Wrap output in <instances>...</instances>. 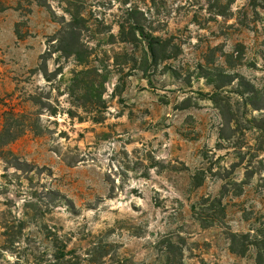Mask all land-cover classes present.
Returning a JSON list of instances; mask_svg holds the SVG:
<instances>
[{"label":"rangeland","instance_id":"374dc122","mask_svg":"<svg viewBox=\"0 0 264 264\" xmlns=\"http://www.w3.org/2000/svg\"><path fill=\"white\" fill-rule=\"evenodd\" d=\"M6 112L0 264H255L264 0H0Z\"/></svg>","mask_w":264,"mask_h":264},{"label":"trees","instance_id":"16d2710c","mask_svg":"<svg viewBox=\"0 0 264 264\" xmlns=\"http://www.w3.org/2000/svg\"><path fill=\"white\" fill-rule=\"evenodd\" d=\"M69 34H72L71 32H68ZM155 42L150 40L149 41V49L153 57L157 58V54H155L156 49L154 48ZM61 51V49H59ZM162 57H170L169 55H164ZM10 115L18 120L21 118V121H18L15 125H13L9 130L8 129H2L0 131V136L6 137L5 142H3V145L6 143H9L15 139H17L24 131L26 127V118L27 116L25 114H12L11 112H6V116ZM5 116V117H6ZM5 120V119H4ZM217 204L220 206V202H217ZM230 239V249L234 253L238 254H244L249 247H253L256 250L255 253V264H264V228L263 229H257L253 231V234L250 233L247 234H231L229 237ZM73 252L68 251L65 249L64 246L60 248L58 261L62 260L65 261L66 257L72 256Z\"/></svg>","mask_w":264,"mask_h":264}]
</instances>
